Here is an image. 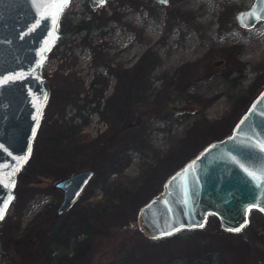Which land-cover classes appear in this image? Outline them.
Masks as SVG:
<instances>
[{
	"label": "rangeland",
	"instance_id": "rangeland-1",
	"mask_svg": "<svg viewBox=\"0 0 264 264\" xmlns=\"http://www.w3.org/2000/svg\"><path fill=\"white\" fill-rule=\"evenodd\" d=\"M251 2H69L64 31L43 71L50 81L71 75L76 98L47 110L48 132L58 137L49 156L53 168L18 194L15 182L6 221L0 219V264L9 254L14 264H264V212L256 207L239 231L220 227L213 212L203 227L179 229L165 240L138 224L139 207L163 189L167 176L206 142L228 133L264 85V21L247 28L235 18ZM94 18L91 31L82 26ZM128 73L133 91L125 99L117 91ZM80 137L85 162L92 161L96 172L38 238L33 228L44 207L56 210L62 199L55 180L90 167L74 168L69 161Z\"/></svg>",
	"mask_w": 264,
	"mask_h": 264
},
{
	"label": "water",
	"instance_id": "water-1",
	"mask_svg": "<svg viewBox=\"0 0 264 264\" xmlns=\"http://www.w3.org/2000/svg\"><path fill=\"white\" fill-rule=\"evenodd\" d=\"M103 1L90 3L96 6ZM65 8L54 25L50 17L41 19L38 0H0V169L5 176L0 209L4 214L50 93L43 63L61 35ZM262 16L264 0H252L235 14L238 24L247 28L264 21ZM13 170L14 185H9L7 176ZM95 171L81 168L55 180L63 191L59 213L79 197ZM252 207L264 209V85L228 133L206 142L168 175L163 189L139 207L138 224L145 233L159 237L202 225L213 212L220 227L236 230L246 223Z\"/></svg>",
	"mask_w": 264,
	"mask_h": 264
},
{
	"label": "trees",
	"instance_id": "trees-1",
	"mask_svg": "<svg viewBox=\"0 0 264 264\" xmlns=\"http://www.w3.org/2000/svg\"><path fill=\"white\" fill-rule=\"evenodd\" d=\"M94 20H95V18L92 21L91 20H83L82 26L86 27L88 29V31H91L92 26L94 24ZM64 24H65V19L62 16L61 23H60V31L61 32L64 31V28H65ZM49 54H51V52L48 53V55ZM60 76L61 75L57 74L55 78L58 80L50 81V85H51L50 95L51 96H50V98L46 104V113H44V115L41 117L38 129H37L35 136H34V141H33L31 153L27 157L23 166L19 169L18 174H17V178H16V193L17 194L19 193V187L20 186L24 187V186L29 185L31 181H36V180L40 181V180L46 179L49 175V172L53 168L52 161H51L49 156H50L52 150L55 148V144L58 143V137L56 136V134L50 135L48 132L50 127H51V123L48 121L50 112L48 113L47 110H51L52 107L54 106L55 102L59 103V102L65 100L66 97H69V98L75 97L74 92H75V87H76L75 81L71 80V79H73V77L71 75H66L64 78H62ZM122 80H123L124 86H123V88H119L117 92H119V90H120L121 95L125 99H129L131 94H132V91H133V87L131 89V87L129 85V83H130L129 73H128V77L123 76ZM78 82L79 81L77 79V83ZM52 100L54 101V103L50 107ZM238 116H237V118H238ZM236 119L233 121L232 126H233L234 122L236 121ZM230 130H231V128H230ZM101 138H102V135H101V137L98 136L97 140H100ZM82 139L83 138H81V137L76 139L74 144L71 145L73 150L70 152L69 161L71 162V164H73L72 167H74V168H77L78 165H83L84 163H90V167L94 166L92 161L85 162V160H86L85 154L86 153L81 148V145H82L81 140ZM196 152L192 153L190 156H192ZM170 156H172V155H170ZM134 195H136V194L134 193L128 197V202H130L132 200ZM43 212L45 215L38 222H36L34 224V228H33L34 233L37 234L38 238L46 235L52 229V227L55 223V220L59 216V212L57 211V207L55 210V206L50 205V204H47L44 207ZM5 217L6 216H4L2 218L1 222L6 221ZM194 229H195L194 227H189V228L185 227V228H181L180 231H191ZM169 237H170V235L169 236L164 235V236H159L158 238H153V239L165 240ZM9 256H10L9 260H8V262H6V264H14L13 255L9 254ZM228 258L233 262L231 256H229ZM207 259H209V261L211 262L212 256L207 255ZM240 262L242 263L243 259L240 260ZM117 263H118V261H114L113 263H106V264H117ZM25 264H28V263H25ZM124 264H133V263H124ZM149 264H162V263L151 262ZM170 264H176V262L173 259H171Z\"/></svg>",
	"mask_w": 264,
	"mask_h": 264
},
{
	"label": "snow or ice",
	"instance_id": "snow-or-ice-1",
	"mask_svg": "<svg viewBox=\"0 0 264 264\" xmlns=\"http://www.w3.org/2000/svg\"><path fill=\"white\" fill-rule=\"evenodd\" d=\"M68 0H38V7L40 10L41 19L51 18L52 23L55 25L58 23V19L63 9L67 6ZM255 14L253 13V16ZM264 19V16L261 17ZM33 136H35V131H33ZM3 146H0L2 148ZM4 169H0V184H3L5 181V176L3 175ZM14 170L9 172L7 176V181L9 185H14ZM7 205L4 206L6 208ZM264 210V209H261ZM4 209H0V219L3 218ZM203 227V225H199ZM240 229H236L239 231ZM171 233H164V235H170Z\"/></svg>",
	"mask_w": 264,
	"mask_h": 264
}]
</instances>
